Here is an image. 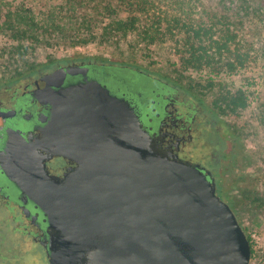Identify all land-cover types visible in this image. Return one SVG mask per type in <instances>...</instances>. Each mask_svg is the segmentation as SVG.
<instances>
[{
	"label": "water",
	"instance_id": "water-1",
	"mask_svg": "<svg viewBox=\"0 0 264 264\" xmlns=\"http://www.w3.org/2000/svg\"><path fill=\"white\" fill-rule=\"evenodd\" d=\"M59 99L103 129L101 147L63 179L39 157L28 172L5 168L48 217L50 264H250V241L214 182L160 149L125 101L97 83Z\"/></svg>",
	"mask_w": 264,
	"mask_h": 264
},
{
	"label": "flooded vegetation",
	"instance_id": "flooded-vegetation-1",
	"mask_svg": "<svg viewBox=\"0 0 264 264\" xmlns=\"http://www.w3.org/2000/svg\"><path fill=\"white\" fill-rule=\"evenodd\" d=\"M94 83L125 101L157 146L201 170L221 198L227 174L239 181L250 175L236 130L220 109L149 73L86 57L0 72V264H50L48 217L5 168L14 161V171L28 172L39 157L50 177L77 173L105 137L59 97Z\"/></svg>",
	"mask_w": 264,
	"mask_h": 264
},
{
	"label": "rangeland",
	"instance_id": "rangeland-1",
	"mask_svg": "<svg viewBox=\"0 0 264 264\" xmlns=\"http://www.w3.org/2000/svg\"><path fill=\"white\" fill-rule=\"evenodd\" d=\"M133 2L142 24L150 18L180 14L168 1ZM59 3L60 0H0V72L66 58H96L139 69L193 92L208 104L221 106L220 113L236 130L250 174L241 181L227 174L221 182V195L253 243L250 264H264V0L195 1L199 12L195 18H214L218 20L217 28L232 29L248 53L246 66L234 72L222 66L213 71L184 66L180 60L183 41L179 37L162 36L146 45L137 32L105 33L107 20L97 2L83 1L76 17L66 15L61 19L58 15L57 22L64 23L60 27L65 30L50 28L43 32V17L47 11H58ZM9 13H17L11 16L17 21L13 25L8 23ZM116 13L119 18L126 17L120 7ZM84 18L94 29L81 28L76 33L72 27ZM238 94L245 95L247 101L244 107L234 108L230 101Z\"/></svg>",
	"mask_w": 264,
	"mask_h": 264
},
{
	"label": "trees",
	"instance_id": "trees-1",
	"mask_svg": "<svg viewBox=\"0 0 264 264\" xmlns=\"http://www.w3.org/2000/svg\"><path fill=\"white\" fill-rule=\"evenodd\" d=\"M83 1L97 2L96 6L103 11V15L107 20L104 28V32L107 34L137 32L141 41L146 45L154 43L162 36H167L170 39L181 38L183 43L180 60L184 66L194 70L213 71L222 66L228 71L234 72L244 68L249 60L248 53L243 50V45L240 44L237 39L238 36L232 29L217 28L218 20L215 22L214 18H209L208 20L195 18V15L199 13L195 3L196 0H164L177 7L180 14L164 19L159 17V19L150 18L146 24L140 23L133 8L136 5H133V0H113L117 4H113L111 0H60L58 11L56 9L47 11L43 17L41 22L43 32L48 31L50 28L64 29V27L60 26L65 24H59L57 16L59 15L61 19L66 15L76 17L78 7ZM117 7L126 12L125 18L118 17V13H116ZM201 11L204 12L205 10ZM13 15H17V13H9L7 15L10 18V20L8 19L10 25L17 22L15 18L11 17ZM81 28L87 31L94 29L86 18L79 19L77 26L75 25V28L72 27L76 33H79ZM55 62H50V64ZM246 101L247 97L245 95L238 94L231 99L230 105L234 108L244 107ZM262 107L264 108V103ZM218 108L222 109L221 106ZM246 235L252 248L253 243L250 236L247 233Z\"/></svg>",
	"mask_w": 264,
	"mask_h": 264
}]
</instances>
